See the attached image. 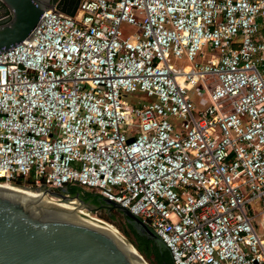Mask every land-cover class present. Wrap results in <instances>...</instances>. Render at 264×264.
I'll list each match as a JSON object with an SVG mask.
<instances>
[{
    "label": "built area",
    "instance_id": "obj_1",
    "mask_svg": "<svg viewBox=\"0 0 264 264\" xmlns=\"http://www.w3.org/2000/svg\"><path fill=\"white\" fill-rule=\"evenodd\" d=\"M16 180L126 207L173 264H264V0L45 9L0 50Z\"/></svg>",
    "mask_w": 264,
    "mask_h": 264
},
{
    "label": "water",
    "instance_id": "obj_2",
    "mask_svg": "<svg viewBox=\"0 0 264 264\" xmlns=\"http://www.w3.org/2000/svg\"><path fill=\"white\" fill-rule=\"evenodd\" d=\"M79 0H0V50L20 42L47 8L72 16ZM37 191L0 184V264H141L140 253L126 246L106 229L74 215L59 205L73 199L78 209L89 212L101 207L121 211L140 234L154 237L155 232L126 207L101 197L94 206L67 189L36 188ZM132 244L131 242H129ZM138 254V255H137Z\"/></svg>",
    "mask_w": 264,
    "mask_h": 264
},
{
    "label": "trees",
    "instance_id": "obj_3",
    "mask_svg": "<svg viewBox=\"0 0 264 264\" xmlns=\"http://www.w3.org/2000/svg\"><path fill=\"white\" fill-rule=\"evenodd\" d=\"M22 183L21 180H16L13 185H22ZM66 189L68 194L77 195L85 202H90L94 205H100L101 203V196L98 194L84 191L77 186H68ZM128 226L130 232L123 231V234L133 244L144 260L149 264H173L169 250L161 247L154 237L140 234L132 224H128Z\"/></svg>",
    "mask_w": 264,
    "mask_h": 264
},
{
    "label": "bare ground",
    "instance_id": "obj_4",
    "mask_svg": "<svg viewBox=\"0 0 264 264\" xmlns=\"http://www.w3.org/2000/svg\"><path fill=\"white\" fill-rule=\"evenodd\" d=\"M3 184L4 186H7V187H18L22 190H25V191H37L38 194L40 196H38V198H42L44 200H48V201H57L58 199L57 198H53V197H49V196H43L42 193L37 190V189H32V188H29V187H26V186H23V185H13V184H8V183H1ZM58 202V201H57ZM77 204H78V201L76 199H73L72 201L68 202V203H60L59 205H61L62 207H65L69 210H72L73 213L70 214V215H74L76 217H79L85 221H88V222H92L104 229H106L107 231H109L110 233L114 234L115 236H117L126 246L130 247L131 249H135V247L133 246V244H130L129 240L126 239L121 233H119V231L114 228L111 224L107 223L106 221L100 219V218H97V217H94V216H91L88 212H86L85 210L83 209H78L77 207ZM138 255V254H137ZM141 261V264H149L146 260H144V258L141 256L140 254V257H138Z\"/></svg>",
    "mask_w": 264,
    "mask_h": 264
},
{
    "label": "rangeland",
    "instance_id": "obj_5",
    "mask_svg": "<svg viewBox=\"0 0 264 264\" xmlns=\"http://www.w3.org/2000/svg\"><path fill=\"white\" fill-rule=\"evenodd\" d=\"M135 95L136 97L140 96V94H135ZM85 211L88 212L91 216L100 218L106 221L107 223L111 224L114 228H116L119 231V233H121L126 239H128L123 234L124 233L123 231L130 232L128 224H131V223L128 221L126 216L123 213H121V211H119L118 209L114 207H101L93 212H89L87 210Z\"/></svg>",
    "mask_w": 264,
    "mask_h": 264
},
{
    "label": "flooded vegetation",
    "instance_id": "obj_6",
    "mask_svg": "<svg viewBox=\"0 0 264 264\" xmlns=\"http://www.w3.org/2000/svg\"><path fill=\"white\" fill-rule=\"evenodd\" d=\"M100 205H102L103 204V201H102V199H100ZM88 203H90V202H88ZM90 204H92V203H90ZM92 205H94V204H92ZM94 206H99V205H94Z\"/></svg>",
    "mask_w": 264,
    "mask_h": 264
}]
</instances>
